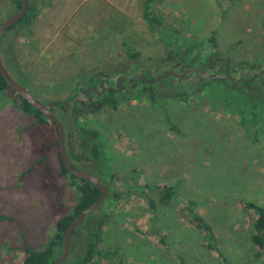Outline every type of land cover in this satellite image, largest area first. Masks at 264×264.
Returning <instances> with one entry per match:
<instances>
[{"label": "rangeland", "instance_id": "obj_1", "mask_svg": "<svg viewBox=\"0 0 264 264\" xmlns=\"http://www.w3.org/2000/svg\"><path fill=\"white\" fill-rule=\"evenodd\" d=\"M14 1L0 0V24L17 12ZM30 1L39 9L37 17L7 35L0 58L10 76L26 87L7 57L11 49L13 63L39 102L68 104V113L59 104L52 112L64 125L71 164L109 178L106 197L88 223L107 215L99 248L115 252L116 258H98L93 264H222L221 255L207 249L193 227L188 202L212 227L218 251L229 264H264V251L250 239L255 216L243 205L264 206V109L256 129L241 125L222 82L200 92L202 81L190 75L158 82L155 102L132 96L116 110L78 106L73 114L72 102L84 99L88 89L82 77L107 64L127 68L119 60L125 56L124 41L145 54L155 53L152 45L159 35L142 17L143 0ZM156 10L177 39L207 43L215 33L219 48L234 63L250 64L248 76L264 71V0H160ZM154 63L169 64L163 58ZM240 75L245 74L235 78ZM116 78L98 80L116 90ZM79 79L83 82L74 83ZM178 85L198 93L188 103L172 99L171 88ZM237 88L240 93L246 86ZM244 119L249 121V113ZM81 128L95 130L102 142L104 160L96 167L88 162L89 140ZM57 142L54 125L34 123L0 95V216L14 219L0 220V264H21L23 241L32 248L43 246L74 203L77 191L60 176ZM145 185L172 186L175 197L154 211L144 198ZM115 192L123 197L113 199ZM79 236L73 238L75 248Z\"/></svg>", "mask_w": 264, "mask_h": 264}, {"label": "trees", "instance_id": "obj_2", "mask_svg": "<svg viewBox=\"0 0 264 264\" xmlns=\"http://www.w3.org/2000/svg\"><path fill=\"white\" fill-rule=\"evenodd\" d=\"M44 1L45 0H43V2ZM159 1L160 0L142 1V17L147 25L153 28L154 31H156V33L159 35V38L155 40L152 45L155 53L145 54L143 50L134 49L129 43L124 41L121 43V45L124 48L123 53L125 56L124 58L121 57L119 60H122L125 64H127V68H122L119 70L111 69L107 64L103 70L97 71L98 68H95L94 70L92 69L91 73L94 74L93 76H89L88 74H86V76L82 77L84 78L83 80L85 81V84L88 86V88L94 87L97 91H100V89L105 87L102 84L101 80H98V77L100 76L108 77L111 75L119 76L123 74L128 77L129 75H135V79L133 80H130L128 78L133 84L126 86V88L122 87L121 92L118 91L119 87L117 86L116 90L104 92L103 94L99 95L98 110H101L103 108L116 110L122 103L126 102L127 98H130L132 96L136 98L145 97L147 100L155 102L157 92L155 91L154 87L158 82H168L171 79L181 81L182 78H177L169 75L165 79H160L155 81L153 84H149L146 83L142 78L139 79L138 82H136L138 76L144 75L148 79H153L158 69H164L161 74H164L167 68H172L177 73L181 74L187 69L195 68L208 76H201L197 72V70H192L186 75L187 77L190 75H195L202 81V86L198 87V90L201 92L203 90V87L206 85L209 86L215 82H222L225 85L224 91L226 92V95L230 96L229 98H227V100L236 106L237 118L240 121V124H247L249 126L255 127L254 129H256L259 125V112L264 109V75H260L258 77L248 76L247 74L249 71L248 69L250 68V64L244 61L234 63L229 58L228 54L223 52L219 48L216 42L215 33H212V35H210L207 43L192 39H177V36L173 34L175 33V31L166 26L162 17L157 13L156 6ZM14 4L18 11L20 9V0H15ZM48 5H50L49 2ZM38 13L39 9L35 8L29 0L26 13L22 20L10 27L2 35L0 39V48L1 44L4 42L5 38L11 31L30 26L33 23L34 19L37 17ZM162 35L165 36L166 39L162 40ZM7 50V57L11 58L12 60V68L20 77V81H22L26 85V87L23 85L22 86L27 89L28 85L26 76L23 75L21 68L13 63L14 58L11 49L9 50V48L7 47ZM154 54L161 55L159 56V58H157L154 56ZM162 58L163 60H166V64H169L165 67H157L156 63H154L155 60ZM240 72H243V74L245 75H240L239 78L236 79L235 77ZM217 75L224 77L220 79L210 78ZM227 76H230V81ZM252 77L254 78L252 80H249ZM260 79L261 81L259 85L256 86V83ZM81 82H83L82 79L74 81V83L76 84ZM247 82L248 85H246ZM235 83H237V86L245 85L246 88L243 92L239 93L237 92L238 88L237 86H235ZM171 90L173 94L172 99H179L180 101L186 103L190 102L195 94L198 93L196 90L189 92L188 90L184 89L183 86L181 87L179 85L173 86ZM0 95L5 99L15 103L24 114L30 115L34 123L54 125L51 121L46 119L39 110L32 107L22 97L16 95L3 80L1 75ZM59 107L64 109V106L61 104H59ZM244 113H249V121L244 119ZM167 122H169L170 128L174 130L175 126L170 122L169 118H167ZM80 131L81 134L89 140L88 162H90L92 166L96 167L97 163H100L102 160H104L102 142L95 130L89 128H81ZM66 151L69 157V149L67 148V146ZM59 161L60 176L66 178L69 185L77 191L76 198L69 212L65 213L56 221L52 236L43 246L39 248H32L25 241H23L24 258L21 264H52L55 258H57L63 251V238L66 228L80 215V213L85 208L93 204L99 197V190L95 185H93L89 181L78 179L72 176L62 163L60 155ZM32 169L33 167L28 168L24 172V174L31 172ZM98 179L103 182L107 191V183L109 181V178ZM144 188L146 189L144 198L146 199L151 209L154 211H156L160 206H169L172 202V199H174L175 197V190L172 186L169 185H145ZM112 196L113 199L119 200L121 197H123V194L115 192L112 194ZM243 205L246 209L251 210L255 216L252 223V234L250 237L251 242L257 250L264 251V206H258L250 202H243ZM100 207L101 205L96 210L100 209ZM185 209L193 227L196 228L200 233H202L204 239L207 241L206 248L218 252V254H220L223 258L222 264H229V262L221 254V252L218 251L212 227L201 215L196 212L194 203L188 202V205L185 207ZM92 213L93 211L89 213L84 222L72 232L68 258L61 264H93L98 258H116L115 252L102 251L99 248V243L102 238V230L104 228L107 215L105 213L101 214L98 219H96L91 223V225H89L88 219L92 215ZM0 220L6 222L14 221V219L10 216H0ZM79 233H81L82 236H79L78 244L75 248L73 238Z\"/></svg>", "mask_w": 264, "mask_h": 264}, {"label": "water", "instance_id": "obj_3", "mask_svg": "<svg viewBox=\"0 0 264 264\" xmlns=\"http://www.w3.org/2000/svg\"><path fill=\"white\" fill-rule=\"evenodd\" d=\"M28 3H29V0H20V9L15 14L8 17L5 21H3L0 24V39H1L2 35L10 27H12L16 23H18L20 20H22V18L24 17V15L26 13ZM192 70H197V69H195V68L187 69L186 71H184L181 74L174 72L172 70H169V71L165 72L164 74H160V75L155 76L153 79H148L142 75V76H139L137 78L136 82H138L139 79L142 78V79H144V81L146 83L153 84L155 81L160 80V79H165L169 75H172V76L177 77V78H184ZM197 72L203 77H208L207 75L203 74L199 70H197ZM0 75L16 95H18V96L22 97L24 100H26L32 107L39 110L46 119H48L49 121H51L55 125L57 135H58L59 155H60L62 163L66 167L67 171L72 176H74L75 178L83 179L85 181L91 182L99 190L98 199L93 204H91L90 206L85 208L80 213V215L66 228V231L64 233V238H63V251L57 258H55V260L52 263V264H61L62 262H64L68 258L69 251H70L72 232L74 231V229H76L78 226H80L84 222V220L86 219V217L89 213L96 210L102 204V202L104 201L106 194H107L106 187L103 184V182L100 181L97 177H95V176H93V175H91L85 171L78 170V169L74 168L73 165L71 164V161L68 157V154L66 151V146H65L66 145V143H65V129H64L63 123L58 119V117L51 110V107L53 104H61L65 108H68V104L66 102H55V103H47V104H43V103L39 102L37 99H35V97L30 93V91L28 89H26L22 85L18 84L17 82H15L10 77V75L8 74L6 69L4 68V65L1 61V58H0ZM259 75H264V71L257 73L254 77L259 76ZM223 77L224 76H218L217 75V76H213L210 78H223ZM254 77H252L249 80H252ZM227 78L229 79V81L231 80L230 76H227ZM236 84L237 83H235V85ZM91 90L96 92V89H94V88H92ZM103 90H101V92ZM87 93H89V91H87ZM73 105H75V103Z\"/></svg>", "mask_w": 264, "mask_h": 264}, {"label": "flooded vegetation", "instance_id": "obj_4", "mask_svg": "<svg viewBox=\"0 0 264 264\" xmlns=\"http://www.w3.org/2000/svg\"><path fill=\"white\" fill-rule=\"evenodd\" d=\"M139 77V76H138ZM137 77V78H138ZM128 80V81H127ZM137 80V79H136ZM116 84H117V86L119 87L118 88V91L119 92H121L122 91V87L123 88H126V86H128V85H132L133 83L132 82H130V80L128 79V77H126V76H122V75H119V76H117V78H116ZM92 88H94V87H90V88H88L87 90H86V92H85V98L84 99H75L73 102H72V109L74 110V113L73 114H75L76 113V108L78 107V106H81V107H84V108H86V109H93V110H97L98 108H99V104H98V97H99V95H101V94H103L104 92H109V91H113V89H111V88H109V87H107V86H105V87H103L102 89H100V91H97L96 90V92H94V91H92L91 89ZM95 89V88H94ZM104 89V90H103ZM101 90H103L102 92H101ZM87 91H89V93H87ZM93 95H95L96 96V99L94 100L93 99ZM75 103V105H73ZM52 107H54V104L52 105ZM52 107H51V110H52ZM64 111L66 112V113H68V110H67V108H65L64 107ZM58 117V116H57ZM58 119H59V117H58ZM60 120V119H59ZM61 121V120H60ZM64 126V125H63ZM65 129V128H64Z\"/></svg>", "mask_w": 264, "mask_h": 264}]
</instances>
